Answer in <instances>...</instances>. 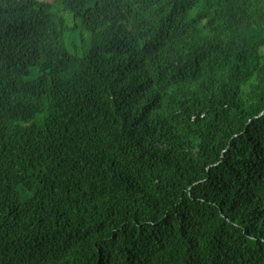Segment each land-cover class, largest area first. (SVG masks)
<instances>
[{
  "label": "trees",
  "instance_id": "16d2710c",
  "mask_svg": "<svg viewBox=\"0 0 264 264\" xmlns=\"http://www.w3.org/2000/svg\"><path fill=\"white\" fill-rule=\"evenodd\" d=\"M0 264H264V0H0Z\"/></svg>",
  "mask_w": 264,
  "mask_h": 264
}]
</instances>
